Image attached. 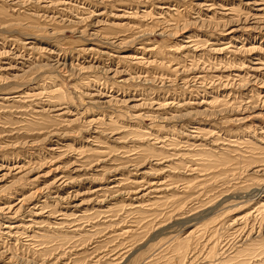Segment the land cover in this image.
I'll use <instances>...</instances> for the list:
<instances>
[{
    "label": "rangeland",
    "instance_id": "1",
    "mask_svg": "<svg viewBox=\"0 0 264 264\" xmlns=\"http://www.w3.org/2000/svg\"><path fill=\"white\" fill-rule=\"evenodd\" d=\"M0 264H264V0H0Z\"/></svg>",
    "mask_w": 264,
    "mask_h": 264
}]
</instances>
